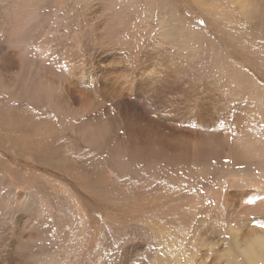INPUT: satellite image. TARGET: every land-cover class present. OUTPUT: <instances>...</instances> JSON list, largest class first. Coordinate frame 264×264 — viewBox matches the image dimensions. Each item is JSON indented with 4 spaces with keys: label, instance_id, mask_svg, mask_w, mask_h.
I'll use <instances>...</instances> for the list:
<instances>
[{
    "label": "rangeland",
    "instance_id": "374dc122",
    "mask_svg": "<svg viewBox=\"0 0 264 264\" xmlns=\"http://www.w3.org/2000/svg\"><path fill=\"white\" fill-rule=\"evenodd\" d=\"M128 48L146 68L179 66L197 86L206 118L194 121L185 103L161 122L178 133L220 134L225 158L190 168L132 160L116 150L121 122L103 137L86 115L37 90L40 75L51 73L56 84L75 75L93 93L98 69L130 67ZM235 106L238 118L230 116ZM257 143L262 156L237 164L233 155ZM58 145L61 158L86 157L54 169ZM216 192L237 194L235 204L213 199ZM257 232L264 234V0H29L23 11L17 0H0L3 264H244L240 254Z\"/></svg>",
    "mask_w": 264,
    "mask_h": 264
},
{
    "label": "bare ground",
    "instance_id": "6f19581e",
    "mask_svg": "<svg viewBox=\"0 0 264 264\" xmlns=\"http://www.w3.org/2000/svg\"><path fill=\"white\" fill-rule=\"evenodd\" d=\"M39 50L42 54H47L50 51L44 48H39ZM127 51L131 60H129L130 67L120 70L116 66L111 69H98L99 77L94 82L93 93L86 88L84 82L80 81L82 83H79V80L74 78L75 75L74 77L67 76L65 79L62 78L63 80L60 83L58 82L60 84L58 85V83L52 82L53 80L50 77L51 73L50 75H40V79L38 81L36 80L38 83L35 82L37 84V90L41 95L50 93L57 95L64 108H66V112L73 108L78 115H86L89 121H93V123L90 122L91 126L96 130L95 133L102 134L103 137H109L115 131L116 122L117 124L121 122L123 134L121 140L118 141V146H114H116L117 151L121 150L122 153L129 156L132 160L166 161L172 164H182L190 168L195 164H207L210 161L212 162L213 159L219 160L225 158V154L228 151L227 145L222 140L220 134L214 133L209 138H203L192 131L178 133L173 127H167L161 122V117L166 115L165 113L170 111L179 112L185 108V103H189L188 106L192 108L190 115L193 116L194 121L202 122L206 118L204 116V109L206 107L197 102L199 100L197 99V86L193 82L181 79L183 73L179 69V66H164L163 70L162 68L156 70L155 66H153L152 69H149L142 64L140 58L141 52H133L132 48H128ZM168 95L174 98L171 99L170 97L168 99ZM134 96L144 101L142 103H136L134 98L135 100L138 98ZM157 104V108L160 109L161 113L157 116H151L145 109L149 108L148 105L151 108V106H156ZM109 110H114L115 114L113 115H115V120L112 116L106 118L103 122L100 119V115L102 113L109 114L107 113ZM229 112L231 113L229 115L233 118L239 115V110L236 106L233 109L230 107ZM227 115L225 114V118L228 117ZM208 121L211 120L209 119L205 122ZM37 127L41 126L37 125ZM213 132L215 131L213 130ZM85 144L88 145L87 142ZM59 145L57 146L58 150L54 153L56 161L49 162V166L54 169H68L70 166H77L86 157L84 153H81L83 151L82 149L86 148L77 144L76 148L81 151V154L76 155V160L74 159L72 161L67 156L61 158L62 156H60L59 151L62 150L63 146ZM251 147V149H245L233 155V158L235 160L237 159V164L250 163L262 156L261 143H257ZM117 154L120 153L118 152ZM38 156L40 157L37 158ZM38 156L36 159H43L42 154ZM78 158L79 160H77ZM236 196L237 194H231L229 192H216L213 194V199L218 201L222 198L224 202L235 204L233 198ZM21 243L19 241L16 244L14 243L15 251L19 247H22ZM2 246L3 241L0 238V248ZM240 255L243 258L242 262L244 264H264V234L260 235L258 232L255 233L249 240L246 249ZM2 258L1 256L0 264H3L4 259H6L3 258V261H1Z\"/></svg>",
    "mask_w": 264,
    "mask_h": 264
},
{
    "label": "clouds",
    "instance_id": "9594fccd",
    "mask_svg": "<svg viewBox=\"0 0 264 264\" xmlns=\"http://www.w3.org/2000/svg\"><path fill=\"white\" fill-rule=\"evenodd\" d=\"M17 3L18 7L21 8V11H23L29 5V0H17Z\"/></svg>",
    "mask_w": 264,
    "mask_h": 264
}]
</instances>
